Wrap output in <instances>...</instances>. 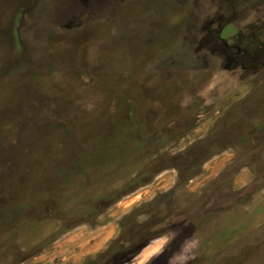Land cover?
I'll list each match as a JSON object with an SVG mask.
<instances>
[{
	"label": "rangeland",
	"instance_id": "rangeland-1",
	"mask_svg": "<svg viewBox=\"0 0 264 264\" xmlns=\"http://www.w3.org/2000/svg\"><path fill=\"white\" fill-rule=\"evenodd\" d=\"M193 237L264 264V0H0V264Z\"/></svg>",
	"mask_w": 264,
	"mask_h": 264
},
{
	"label": "clouds",
	"instance_id": "clouds-1",
	"mask_svg": "<svg viewBox=\"0 0 264 264\" xmlns=\"http://www.w3.org/2000/svg\"><path fill=\"white\" fill-rule=\"evenodd\" d=\"M177 233L173 232L171 239H174ZM170 241H166L168 243ZM197 241L193 238L186 239L183 244L181 245L180 250L177 253H174L171 257L168 258V264H174L177 259L183 261V264H188V260L190 259L188 253L192 251L196 247ZM160 253L163 252V248H161Z\"/></svg>",
	"mask_w": 264,
	"mask_h": 264
}]
</instances>
